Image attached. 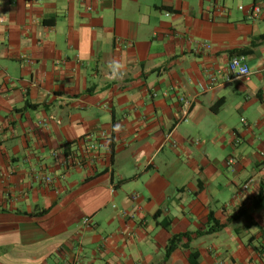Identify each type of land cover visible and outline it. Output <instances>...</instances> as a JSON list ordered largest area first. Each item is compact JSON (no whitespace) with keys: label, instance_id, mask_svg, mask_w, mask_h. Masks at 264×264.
<instances>
[{"label":"crops","instance_id":"obj_1","mask_svg":"<svg viewBox=\"0 0 264 264\" xmlns=\"http://www.w3.org/2000/svg\"><path fill=\"white\" fill-rule=\"evenodd\" d=\"M76 263L264 264V0H0V264Z\"/></svg>","mask_w":264,"mask_h":264},{"label":"built area","instance_id":"obj_2","mask_svg":"<svg viewBox=\"0 0 264 264\" xmlns=\"http://www.w3.org/2000/svg\"><path fill=\"white\" fill-rule=\"evenodd\" d=\"M239 10H243V7H239ZM260 12H261V9L259 6H253L249 9L248 16L250 18L258 17L260 15ZM234 59L238 60L242 66H245L249 70L247 77L245 76V77H241L239 79H247L251 74L250 69H249L248 65L246 64L244 57H240V56L232 57L230 59L229 64H228V68H227V71H228L227 79H238L237 75L235 73H232V61ZM242 123L246 124V121L244 119H242ZM95 148H96V146L94 144L88 145L85 148L84 152L87 153L89 151H93V150H95ZM75 158H73V156H66L65 164L69 165V166H77V167L83 166L84 160L79 158V157H75ZM233 164H234V159H228V161H226V165H228V166L233 165ZM42 182L45 185L49 186L52 184V179L49 176H44L42 178ZM132 198L135 199V196H132ZM81 224L84 228H88L91 226V221L89 218H83L81 221Z\"/></svg>","mask_w":264,"mask_h":264},{"label":"trees","instance_id":"obj_3","mask_svg":"<svg viewBox=\"0 0 264 264\" xmlns=\"http://www.w3.org/2000/svg\"><path fill=\"white\" fill-rule=\"evenodd\" d=\"M246 50H242V51H232L230 52V56L231 57H236V56H240V55H245ZM32 106L28 103H26V108H31ZM47 210H44L42 212L46 213ZM225 225L220 224L212 215V213L209 214L208 216V229L204 232H195V233H184L181 235H176L173 236L168 243L167 246V254H170L177 246L178 243H180L182 241V239H186L187 242H190L191 240V236L193 235L194 237H202V236H206L215 232L220 231ZM187 245V244H184ZM195 255V254H194Z\"/></svg>","mask_w":264,"mask_h":264},{"label":"clouds","instance_id":"obj_4","mask_svg":"<svg viewBox=\"0 0 264 264\" xmlns=\"http://www.w3.org/2000/svg\"><path fill=\"white\" fill-rule=\"evenodd\" d=\"M108 67V77L109 79H122L125 75L124 68L125 65L117 59H111L107 62ZM248 69L245 66H242L241 63L234 59L232 61V73H235L237 75V78L241 77H247ZM247 83V79L245 80V84Z\"/></svg>","mask_w":264,"mask_h":264}]
</instances>
